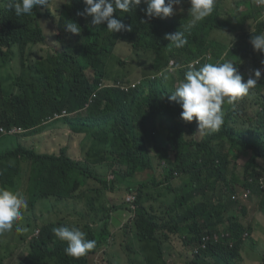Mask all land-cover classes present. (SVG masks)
<instances>
[{
  "label": "trees",
  "instance_id": "16d2710c",
  "mask_svg": "<svg viewBox=\"0 0 264 264\" xmlns=\"http://www.w3.org/2000/svg\"><path fill=\"white\" fill-rule=\"evenodd\" d=\"M225 1L217 0L213 14L227 15L212 25L217 24L215 29L231 28L237 32L241 55L228 52V57L240 64L247 79L250 76L255 78L256 69H260L261 77L246 96L233 104H225L227 125L223 124L218 132L209 134L199 131L196 121H182L181 112L173 107L176 102L168 99L174 91L175 76L183 74L180 70L175 73L165 70L161 77L158 76L170 56L165 33L159 29L161 20L166 18L149 20L143 11L147 7L145 4L141 3L133 12L121 14L123 16L119 11L114 12V18L131 26V31L110 33L106 23L94 26L91 17L78 15L85 8L83 0H75L76 4L63 6L55 14L50 11L54 8L45 13L35 6L34 14L25 17H17L14 10L8 8L9 0H4L5 9H0V22L15 29L10 35L19 52L8 59L0 57V62H17L20 72L14 71L13 84H8V79L0 75V124L24 127L28 132L23 136H30L44 129L56 112L65 109L69 116L49 123L66 124L73 132L70 142L58 151L40 150L37 145L28 146L20 141L11 148L0 142V186L19 193L27 189L30 198L29 207L18 220L25 223L27 233L13 229L10 234L0 236V264H4L17 249L20 252L13 264H28L32 256L44 248L52 262L115 264L108 257L96 258L89 253L79 258L66 255V243L55 240L54 224H41L40 217L37 218V208L44 200L77 191L78 163L70 166L66 158L71 157H77L85 169L96 173L108 170L109 166L118 173L116 180L122 182L127 192H137V215L143 216L148 234H152L144 240L149 255L155 258L150 264H213L206 256L215 253L217 257L222 251L223 256L219 258L222 264H241L246 259L243 255L245 249L257 255L262 253L260 264H264L262 231L257 227L258 222L255 225L248 221L249 199L238 202L231 198L236 184L250 187L253 197L258 196L261 200L264 197V173L262 176L260 171L264 170V65L261 63L264 52L254 51L250 43L252 34L264 33V4L257 5L256 0H237L227 13ZM181 7L183 12L168 19L188 24L191 21L188 16L190 4L183 0ZM212 17L195 27L211 26L207 19ZM53 18H57L61 28L56 24L57 31L51 36L52 45L46 46L48 38L40 24ZM69 21L80 26V34L66 30L64 25ZM186 36L188 48L192 41L189 32ZM125 47L129 49V67L126 65L124 73L142 77L143 82L135 89L102 84L112 82L104 76L105 62L116 63L118 57L127 64L118 56ZM214 55L218 58L217 49ZM165 74L170 77L168 81L163 79ZM119 78L116 73L112 75L113 81ZM132 79L128 77L129 82ZM39 124L43 127H38ZM186 124L191 127L192 135L190 132L186 135ZM56 126L63 128L62 125ZM150 142L154 144L153 153L148 150ZM216 144L219 148L214 146ZM11 154L9 169H4V160ZM242 159L248 162L243 175L231 173L215 182L214 192L218 198L199 207L198 213L178 212L186 199H193L194 181L206 175L213 166L225 169ZM152 166L155 173L147 176L146 172ZM141 174H146L145 178H141ZM183 174L188 177L181 180ZM45 178L48 184L42 195L36 187ZM134 181L136 183H128ZM116 187L113 181L105 182L104 189L97 190V199L101 200L108 188L115 190ZM76 207L77 204L74 209ZM44 208L47 210L48 204ZM129 208L127 201L110 207L102 205L108 231L106 228L95 231L89 226L76 225L88 228L89 237L97 239L104 232L110 234L108 224L116 212ZM236 211L242 216L238 217ZM66 222L62 223L68 224L69 221ZM74 225L71 222L68 227ZM133 225L137 230L138 225L135 222ZM220 228L227 236L221 237L216 251L213 239L207 241L209 248L201 249L197 255L188 250L187 245L192 246V232L203 242L205 237L212 235L211 231ZM30 248L31 252L27 254Z\"/></svg>",
  "mask_w": 264,
  "mask_h": 264
},
{
  "label": "clouds",
  "instance_id": "9594fccd",
  "mask_svg": "<svg viewBox=\"0 0 264 264\" xmlns=\"http://www.w3.org/2000/svg\"><path fill=\"white\" fill-rule=\"evenodd\" d=\"M187 2L190 4L188 16L190 15L191 21L184 25H182L183 23L180 24L177 19H168L177 12L184 11L181 7L183 0H83L85 8L83 12L78 13V15L85 18L91 17V25L94 26L106 23V29L110 33L131 31V26L125 25L121 19L114 18L113 14L116 11H119L120 15L133 12L141 3L147 6L143 11L149 20L154 18H166L165 20H161L159 29L165 33L164 39L167 40V49L170 56L168 63L160 70L158 76L161 77L165 70L171 73H175L176 70L181 71L183 76H175V81L173 83L174 91L171 92L172 94L168 99L170 102H176L173 107L177 112H181L180 119L182 121L189 123L196 121L199 131H206L211 134L218 132L223 124L227 125L228 123V110L225 104H233L239 98L246 96L250 89L256 87L257 81L261 77V71L260 69L254 70L255 78L250 76L247 79V74L240 64L234 63V59L228 57V52H234L239 56L241 55V50L237 47L239 41L236 37L237 32H233L231 28L215 29L217 24L212 25L217 20L219 21V19L226 16L225 14V16L221 14V12V18L219 13L216 15L213 14L216 9L217 0H187ZM256 3L257 5H262L264 4V0H256ZM74 4H76L75 0H9L8 8L13 9L17 17H25L34 14L33 11L35 6H39L45 13H47L49 8H54L50 11H52V14H55L57 10L62 9L63 6H73ZM0 9H5L4 0H0ZM212 15L213 17L211 19H207V22L210 21L208 24L211 26L195 27L199 22L204 21L207 17ZM53 19L55 21L51 20L40 24V28L45 31L48 38L45 43L46 46L52 45L53 41L51 36L57 31V25L59 26L57 18ZM40 20L43 21L44 18ZM173 20L174 22H172ZM141 22L144 23V21ZM64 26L69 33L78 35L81 32V28L76 22L69 21ZM51 29L54 31H52L53 33L51 35H48L47 31L51 32ZM14 30L15 29L0 22V57L2 58L8 59L19 52L18 46L11 39L10 35ZM186 32H189L192 41V44H190L188 48H186L188 43ZM206 33L208 34L205 35ZM225 33H229L231 37L224 41L217 38V34H222L223 36ZM215 42H217V45H214ZM250 43L254 51L264 52V33L259 35L252 34ZM218 47L224 49V57H221V59L219 56L215 58L214 55ZM120 58L127 61V64L118 57L116 58V63L111 62L108 64L105 62L104 76L112 82L106 81L102 82V84H110L121 87L122 89H128L129 87L135 89L139 87L144 78L131 72L130 75L127 76L133 78L132 82L128 81L126 74L125 77H121L125 72L124 67H126V65L129 67V56L126 53ZM261 63L264 65V61H261ZM9 65L10 69H8ZM115 65H117L118 68L116 74L120 77L117 81L112 80V75L115 74L112 73V69ZM4 69L8 72H3ZM14 71L20 72V67L17 65V62H0V75L2 76V73H7L9 75L6 77L8 82L11 80L10 75L12 73L15 75ZM169 78L168 74H165L163 77L164 81H168ZM245 79H247L246 82H244ZM8 84L13 83L10 82ZM93 97H96V95L94 94ZM90 101H93V98H91ZM88 105L89 102L85 107H88ZM69 115L68 111L64 109L61 112H56L54 116H51L48 122L52 120H61ZM38 127H43V124H39ZM44 129L39 133L45 136L46 131ZM184 131L185 133L188 132V134L190 132L192 135L191 127L187 124L184 127ZM26 132H28V130L24 127L15 124H0V142H6V146L11 144V148H13L14 144L19 141V139L14 140L10 137L5 138L6 135L11 133L22 134ZM37 133L31 136L34 135L35 137ZM144 141L147 143L146 138ZM64 146H66V144L55 148L61 150ZM214 146L219 148V144ZM40 150L48 151L46 148H40ZM11 158L12 154L4 160L6 165L4 169H9L7 165L10 163ZM66 159L70 166L74 165L76 162L78 163L76 166L77 191H72L61 196L56 195L50 199L44 200L40 204L41 215L39 216L42 221L41 224L47 222L54 224L53 234L55 235V240L59 239L67 245L64 249L65 254L73 258H79L89 253L96 258L99 256L108 257L112 259V261H114L118 255L123 254L127 257V264L129 262L133 264L152 263L151 259L155 258L149 255L144 243V240L152 237V234H148L146 221L143 216L137 215V192L125 193L126 199L124 201L129 203L130 208L124 211L125 219L119 223L121 229L119 233H113L114 231L109 227L110 234L104 232L99 238L94 239L89 237L87 233L88 228L78 227L76 225L89 226V229L95 231L106 228V219L103 216L102 205H106L107 207L115 205L111 193L112 189L108 188L105 194L102 195L101 200L97 199V190L100 188L104 189L105 182H115L117 184L116 189L122 185V182L116 180L118 173L114 172L109 166L108 170H100L96 173L85 169L77 157ZM244 160L245 159L239 160L237 164L229 165L225 169L213 166L206 175L194 181L192 188L193 199H186L183 207L178 212L188 211L189 215L195 212L198 213L197 210L199 207L218 198V194L214 192L215 182L220 177L231 173L243 175L248 163L244 162ZM260 171L263 176L264 170ZM154 173L155 169L153 166L146 172L147 176ZM187 177L188 174H183L180 176V179L184 180ZM42 180L37 185L36 189L43 195L48 182L47 178ZM242 187L243 186L240 184H236L235 192L231 196L232 200L243 202L252 196L250 187ZM29 201L30 198L27 189L24 193H19L5 186H0V236L7 232L10 234L13 229H15L16 232L23 231V229L19 227L18 220L22 218L23 211L29 207ZM45 204H48L47 210L44 208ZM76 204L77 207L74 209ZM66 221H69L68 224H65L67 223ZM113 221L114 217L110 220L108 225ZM71 222L73 224L75 223L74 227H68L71 225ZM134 222L138 225L137 230L134 228ZM256 223L257 222L254 224L256 225ZM106 230L108 231L107 228ZM221 231V228L211 231L212 235L205 237V241L203 242L197 238L195 232H192L190 236L192 246L187 245L188 250L197 255L201 249H204V251L207 250L209 248L207 241L213 239L215 242L214 251H216L221 237L227 236L226 232L221 233ZM36 233L37 231L35 235ZM52 245L53 243L50 244L53 251L54 248ZM230 248H233L232 245H230ZM29 250L31 252V248ZM222 256L223 251L219 252L217 257L214 253L213 256H206V259L213 264H222L219 260ZM29 263L61 264L60 260L54 262L49 260L48 250L46 248L33 255Z\"/></svg>",
  "mask_w": 264,
  "mask_h": 264
},
{
  "label": "rangeland",
  "instance_id": "374dc122",
  "mask_svg": "<svg viewBox=\"0 0 264 264\" xmlns=\"http://www.w3.org/2000/svg\"><path fill=\"white\" fill-rule=\"evenodd\" d=\"M57 1H61V0H57ZM236 1L237 0H226L225 1L226 2L225 3V5H226L225 9L227 10V13H230L232 8L235 6ZM225 15H227V14H225ZM52 31H54V30L51 29V32L47 31V34L51 35L53 33ZM230 37H231V35L229 33H225V34H223V36H222V34H217V38L221 41L227 40ZM214 45H217V42H215ZM128 51H129L128 47H125V48L120 50L118 56L122 57ZM217 55L220 57V59H221V57H224V49L221 47H218ZM8 69H10V65L8 66ZM124 70H125V67H124ZM3 72H8V71L4 69ZM116 72H118L117 65H115V67L112 69V73H116ZM151 75H153V74H151ZM2 76L4 78H6L9 75L7 73H2ZM10 76H11L10 82L14 83L13 79H14L15 75L12 73ZM10 82H8V83H10ZM247 111H249V108H247ZM56 124L62 125L63 128H58L59 126H56ZM45 131H46L45 136L40 134L38 131V133L36 134L35 137H34V135L33 136H31V135L30 136H23V135H25V133H22V134L11 133V134H7L5 138L10 137L14 140L19 139L20 142L26 143L28 146L37 145L41 149L46 148L47 150H49V149L59 150L58 148H55V147H61L65 144H68L71 140V134L73 132L68 125H66V124L63 125L62 123H55V122H54V124L47 122V124L45 126ZM21 136H23V137H21ZM3 144L6 145V142H4ZM9 146H11V144H9ZM153 146H154L153 142H150L148 145V150L151 153H153ZM141 178H145V174H141ZM241 181H242V179H241ZM126 192L127 191L123 185H121L116 190H112L111 193H112L113 203L114 204L123 203V201L126 199L125 198ZM247 205L249 206V217H250L248 221L252 222V223L258 222L260 224L259 229L262 231V234H261L262 238H264V197L261 200V199H259L258 196H256V197L252 196L251 198H249V202ZM239 210L242 211L241 208H239ZM36 214H37V218H38V216L41 215L40 206H38ZM236 214L238 217L242 216V213L239 211H236ZM124 219H125V215H124L123 211H118L115 213L114 221L111 222L109 225L111 230L114 231L113 233L117 234L120 232L121 229H120L119 223ZM244 224L248 225V223H244ZM19 227H21V229H23L22 232L27 233L26 230H28V229L25 227V223L23 221H20ZM173 239L177 241V238L174 237ZM19 252H20L19 249L15 250L11 256H9L5 259L4 264H13V261L19 255ZM28 253H30V250L28 251ZM243 255H244V258H246V259L243 260V263H241V264H260L262 262V253L257 255L256 253L247 251L245 249V252L243 253ZM114 263L115 264H127V257L124 256L123 254H120L115 258ZM28 264H30V263H28Z\"/></svg>",
  "mask_w": 264,
  "mask_h": 264
},
{
  "label": "crops",
  "instance_id": "0c3cea01",
  "mask_svg": "<svg viewBox=\"0 0 264 264\" xmlns=\"http://www.w3.org/2000/svg\"><path fill=\"white\" fill-rule=\"evenodd\" d=\"M259 226H260V225L258 224V226H257V227L259 228Z\"/></svg>",
  "mask_w": 264,
  "mask_h": 264
}]
</instances>
